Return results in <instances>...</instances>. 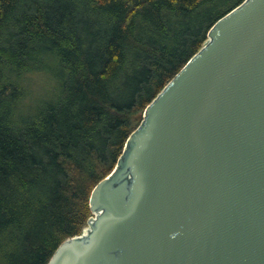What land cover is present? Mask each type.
Listing matches in <instances>:
<instances>
[{
  "label": "trees",
  "instance_id": "16d2710c",
  "mask_svg": "<svg viewBox=\"0 0 264 264\" xmlns=\"http://www.w3.org/2000/svg\"><path fill=\"white\" fill-rule=\"evenodd\" d=\"M244 1L0 0V264L83 234L146 108Z\"/></svg>",
  "mask_w": 264,
  "mask_h": 264
},
{
  "label": "water",
  "instance_id": "95a60500",
  "mask_svg": "<svg viewBox=\"0 0 264 264\" xmlns=\"http://www.w3.org/2000/svg\"><path fill=\"white\" fill-rule=\"evenodd\" d=\"M90 208L48 264H264V0L212 26Z\"/></svg>",
  "mask_w": 264,
  "mask_h": 264
},
{
  "label": "rangeland",
  "instance_id": "374dc122",
  "mask_svg": "<svg viewBox=\"0 0 264 264\" xmlns=\"http://www.w3.org/2000/svg\"><path fill=\"white\" fill-rule=\"evenodd\" d=\"M28 89L31 91V95H32L33 101L40 100L41 96L44 95V94H42V86L40 84H36L35 86L30 85V87H28ZM46 98H48V97H46ZM43 100H44V98L42 100H40V101H43ZM41 103L42 102H40L38 104H41Z\"/></svg>",
  "mask_w": 264,
  "mask_h": 264
}]
</instances>
